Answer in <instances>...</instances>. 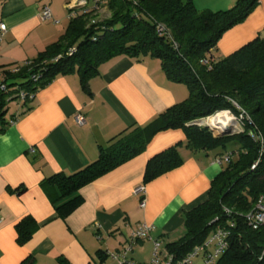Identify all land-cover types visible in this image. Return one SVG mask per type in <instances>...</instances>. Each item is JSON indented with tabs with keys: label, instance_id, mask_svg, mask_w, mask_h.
<instances>
[{
	"label": "crops",
	"instance_id": "crops-1",
	"mask_svg": "<svg viewBox=\"0 0 264 264\" xmlns=\"http://www.w3.org/2000/svg\"><path fill=\"white\" fill-rule=\"evenodd\" d=\"M235 1L194 4L200 11H218ZM64 3L0 0V19L7 25L0 43V82L16 64L60 38L70 21ZM44 4L51 10L47 20L39 16ZM106 9L99 11L108 15ZM262 35L264 0H258L243 22L221 35L214 56H227ZM18 88L7 86L0 119V264H20L27 258L29 264H116L106 252L120 248L142 223L151 225L150 237L159 239L166 251L165 243L184 231L183 214L207 200L212 180L226 165L215 162V152L188 149L181 129L160 131L139 154L81 186L70 196L77 197L78 204L61 216L57 207L66 198L53 203L41 186L45 178L90 164L112 138L144 126L184 100L189 90L168 79L157 58L124 55L101 64L84 87L77 73L58 74L25 105L15 93ZM77 113L86 118L81 126L74 122ZM174 145H179L181 165L143 183L147 161ZM139 186L143 190L137 192ZM25 216L38 227L19 244L15 225ZM152 247L151 239L141 240L130 257L147 263Z\"/></svg>",
	"mask_w": 264,
	"mask_h": 264
},
{
	"label": "trees",
	"instance_id": "trees-1",
	"mask_svg": "<svg viewBox=\"0 0 264 264\" xmlns=\"http://www.w3.org/2000/svg\"><path fill=\"white\" fill-rule=\"evenodd\" d=\"M257 4L258 0H236L225 10L200 11L194 0H101L96 11L106 7L110 11L107 19L89 24L90 14H81L68 22L57 41L16 64L0 82V119L5 113L7 86H19L15 93H23L25 105L56 75L77 73L84 87L99 73L101 64L122 55L157 58L167 78L184 83L189 90L184 100L144 126L112 138L90 164L45 178L41 186L53 203L66 198L57 207L59 215H67L78 204V198L70 196L81 186L139 154L156 133L181 129L188 149L216 155L230 152L232 156L212 180L207 200L183 214L184 231L165 243L166 251L183 257L212 231L223 228L228 231L227 246L214 264H264V226L253 229L245 218L264 194V142L251 135H264V35L227 56H214L221 35L243 22ZM71 48L75 51L69 53ZM223 110L234 114L243 110L248 115L243 119V132L215 136L208 125L195 124ZM178 147H168L147 161L143 183L181 165ZM37 227L31 216L18 221L17 243L24 244ZM29 263L27 258L20 264Z\"/></svg>",
	"mask_w": 264,
	"mask_h": 264
},
{
	"label": "built area",
	"instance_id": "built-area-1",
	"mask_svg": "<svg viewBox=\"0 0 264 264\" xmlns=\"http://www.w3.org/2000/svg\"><path fill=\"white\" fill-rule=\"evenodd\" d=\"M100 1L101 0H65L64 7L66 10L67 19L72 20L81 14H93L89 24L97 22L98 20L96 18V13L98 11H96V6ZM39 16L41 20H47L51 18V10L47 4H44L42 6ZM6 32L7 25L0 19V43L2 42ZM69 51V53H72L73 51H75V48H71ZM201 62L208 64V61L206 59H202ZM1 88L5 89V86L2 85ZM17 95L19 99L22 100L23 93L19 92ZM234 104L237 106L236 103ZM217 116L226 118L228 125L216 127L206 124L210 120V118H214ZM245 116L248 117V115L243 110H241L239 114H234L230 110H223L215 113L214 115L202 118L201 120L195 122V124L199 126L208 125L215 136L224 129H229L230 134L240 133L244 131L243 119ZM85 121L86 118L83 114H75L74 122L77 126L83 125ZM251 135L254 140H260L261 142H264V135H262L261 133H252ZM231 156L232 154L230 152L217 154L215 155L214 160L217 163H227L228 161H230ZM257 163L258 160L251 166V168L254 169ZM142 190L143 188L141 186L136 189L137 192ZM245 218L253 229L264 226V194L259 196L256 205L250 212L246 213ZM151 228V225H149L148 223H142L138 225L129 232L125 242L120 246V248L112 251H107L106 255L114 260L116 264H139L130 257V253L133 251L134 246L139 241L144 239H151L153 246L151 257L149 261L144 264H194L193 258L199 253L203 255L202 264H214L227 246L226 238L228 236V231L223 228H217L216 230L212 231L201 244L195 245L186 255L180 258H176L172 254L163 250L162 243L159 239L150 237ZM262 256H264V251H262Z\"/></svg>",
	"mask_w": 264,
	"mask_h": 264
},
{
	"label": "rangeland",
	"instance_id": "rangeland-1",
	"mask_svg": "<svg viewBox=\"0 0 264 264\" xmlns=\"http://www.w3.org/2000/svg\"><path fill=\"white\" fill-rule=\"evenodd\" d=\"M106 11H107V14L109 12L108 15H104V14L101 13V11H98L96 13L97 14V16H96L97 20L107 19L110 16V11L108 9H106ZM92 16H93V14L89 15V20L92 18ZM234 145L235 144H232L230 146V148L233 149ZM202 260H203V255L201 253H199L197 256H194V258H193L194 264H202Z\"/></svg>",
	"mask_w": 264,
	"mask_h": 264
},
{
	"label": "bare ground",
	"instance_id": "bare-ground-1",
	"mask_svg": "<svg viewBox=\"0 0 264 264\" xmlns=\"http://www.w3.org/2000/svg\"><path fill=\"white\" fill-rule=\"evenodd\" d=\"M206 124H208L210 126H216V127H222V126L228 125L226 118H224L222 116L210 118V120Z\"/></svg>",
	"mask_w": 264,
	"mask_h": 264
},
{
	"label": "water",
	"instance_id": "water-1",
	"mask_svg": "<svg viewBox=\"0 0 264 264\" xmlns=\"http://www.w3.org/2000/svg\"><path fill=\"white\" fill-rule=\"evenodd\" d=\"M227 134H230V130L229 129H224L223 131H221L216 136L227 135Z\"/></svg>",
	"mask_w": 264,
	"mask_h": 264
}]
</instances>
